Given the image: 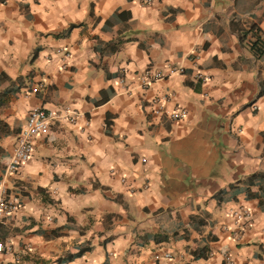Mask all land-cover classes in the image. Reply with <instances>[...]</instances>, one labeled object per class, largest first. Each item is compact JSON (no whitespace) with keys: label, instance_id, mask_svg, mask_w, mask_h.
I'll return each mask as SVG.
<instances>
[{"label":"clouds","instance_id":"1","mask_svg":"<svg viewBox=\"0 0 264 264\" xmlns=\"http://www.w3.org/2000/svg\"><path fill=\"white\" fill-rule=\"evenodd\" d=\"M0 264H264V0H0Z\"/></svg>","mask_w":264,"mask_h":264}]
</instances>
